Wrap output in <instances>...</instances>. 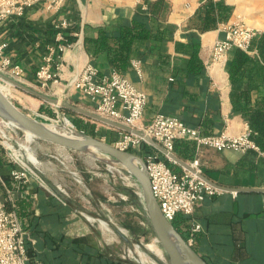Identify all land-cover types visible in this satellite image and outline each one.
<instances>
[{
    "label": "crops",
    "instance_id": "obj_1",
    "mask_svg": "<svg viewBox=\"0 0 264 264\" xmlns=\"http://www.w3.org/2000/svg\"><path fill=\"white\" fill-rule=\"evenodd\" d=\"M156 1L65 0L58 12L48 11L42 3L36 4L24 16L0 24V43L6 45L4 55L22 66L24 72L19 80L33 87L39 86L37 70L49 48L60 41L61 34L65 48L56 53L52 63L54 69L60 67L59 81L50 85L49 92L94 111L95 103L74 87V77L88 63L94 64L101 75H111L116 69L106 52L97 55L90 52L86 38L97 35L99 27L116 32L120 26L130 24L137 13H148L150 26L168 35L165 39L139 43L129 68L124 71L147 94L143 122L148 124L157 113H164L208 134L227 132L235 136L249 130V123L232 101L234 85L228 72V57L226 61H215L213 48L225 37L223 27L238 19L264 32V0H224L233 9L229 20L205 32L192 27V17L205 0H166L167 10L152 14L151 6ZM193 38L201 44L199 54L204 69L200 73L189 68ZM243 85L240 82L235 87L241 90ZM16 89L22 101L38 109L42 107L39 98ZM262 90L264 93V87ZM258 94V90H253L254 100ZM110 133L120 135V130L114 127L107 136ZM196 156L203 174L222 186L264 187V152L260 149L219 151L202 146ZM6 157V163L0 165V206H6L8 199L19 209L18 204L31 203L28 214L21 218L32 239L29 241L32 262L129 264L115 252L106 236L109 229L95 226L89 217V221L84 220L78 206L72 204L76 200L71 193L60 190L56 182L63 179L61 174L54 173L50 187L29 176L25 183L18 184L12 174L18 166L7 152ZM95 197L101 204H111L107 195ZM190 217V224L198 222L202 226L194 235L193 244L209 264H264V191L224 189L200 202Z\"/></svg>",
    "mask_w": 264,
    "mask_h": 264
},
{
    "label": "built area",
    "instance_id": "obj_2",
    "mask_svg": "<svg viewBox=\"0 0 264 264\" xmlns=\"http://www.w3.org/2000/svg\"><path fill=\"white\" fill-rule=\"evenodd\" d=\"M64 2L65 0H0V24L9 19L24 16L27 10L36 4L42 3L48 11L58 12ZM223 29L225 37L218 40L213 48L215 61H226L233 47L254 52L250 50V46L258 31L248 26L244 20L238 19L228 23ZM58 39L60 41L49 48V53L37 70L39 86L43 90H49L52 83L59 81L60 67L57 66L54 69L52 63L56 53L65 48V43L61 34ZM5 46L0 43V70L19 80L24 70L11 57L4 55ZM135 66L140 71L137 62ZM72 82L75 88L95 103L96 113L142 130L169 151L174 152V144L178 139L196 142L197 151L202 146L219 151L235 149L245 152L253 148L259 149L250 137V129L235 136L227 132L208 134L204 133L200 127L188 126L179 118L164 113H157L150 123L145 124L143 114L148 102L147 94L124 73L117 70L111 75H101L94 64L88 63L77 73ZM144 143L149 144L145 137L120 130L115 146L130 151L136 147L142 148ZM142 153L154 195L165 217L170 221H173L179 213L192 216L200 202L224 190L202 177L203 171L197 156L188 161L195 171L181 166L182 170L176 172L162 158L164 154L160 151L144 150ZM12 174L18 184L27 181L28 174L25 169H14ZM59 188L61 190L62 186L59 185ZM201 229L200 223L192 222L191 237L188 240L192 245L194 235ZM30 240L32 239L29 236V229L18 212L9 210L6 206H0V264H44L40 260L32 262L29 255Z\"/></svg>",
    "mask_w": 264,
    "mask_h": 264
},
{
    "label": "rangeland",
    "instance_id": "obj_3",
    "mask_svg": "<svg viewBox=\"0 0 264 264\" xmlns=\"http://www.w3.org/2000/svg\"><path fill=\"white\" fill-rule=\"evenodd\" d=\"M0 86L4 88L15 105L39 121L56 125L66 124L77 129L73 122L74 118L90 119L96 124V137L113 145L116 144L119 135L110 133V137L107 136L108 132L114 128L113 126L91 118L87 119V116L80 113H65L61 111L59 105L39 98L43 102L42 106H51L56 111V117L49 116L41 113L40 109L31 106L26 101H22L21 95L17 93V89L15 91L14 86L2 80H0ZM33 88L54 96L52 92L43 90L40 86L36 85ZM21 91L26 94L25 91ZM33 136L31 138L27 131L0 117V142L7 151L8 158L19 169H25L29 177L49 187L53 184L51 178L55 176L54 173L61 174L63 179L56 182L57 186H62L61 191L71 193L72 198L76 200L72 204L78 206L79 213L84 220L89 221L87 217L92 216L95 220L89 222L99 228H105L100 224L99 219L108 223L110 230L107 231L106 236L115 247V252L120 253L124 261L129 264H170L168 255L157 240L154 230L138 235L124 224L126 221H131L143 228L148 226L149 220L142 187L129 171L99 160L92 155ZM7 143L11 144V147ZM29 152H33L37 164L29 159ZM130 152L142 157L145 161L142 148L136 147ZM97 155L116 164L110 156L101 151ZM97 195H107L111 204L97 202L95 197ZM119 230L130 242L124 240ZM136 248L138 250H135Z\"/></svg>",
    "mask_w": 264,
    "mask_h": 264
},
{
    "label": "trees",
    "instance_id": "obj_4",
    "mask_svg": "<svg viewBox=\"0 0 264 264\" xmlns=\"http://www.w3.org/2000/svg\"><path fill=\"white\" fill-rule=\"evenodd\" d=\"M168 8L166 0H158L151 6L152 14H160ZM232 7L224 0H206L192 17V27L200 32L216 29L223 22L229 20L232 14ZM149 14L137 13L130 24L120 26L116 32H111L105 27H99L97 35L86 38V46L90 52L97 55L102 52L108 54L109 59L115 69L124 73L129 68L131 60L135 54V48L139 43H146L151 39H165L168 34L163 30H156L149 23ZM200 42L192 39L190 44L191 58L189 68L195 73H200L204 69L203 61L200 57ZM253 53L238 47H233L228 53V72L234 90L232 91V101L236 109L240 110L250 126L251 139L264 152V32H258L253 38L250 46ZM243 82V89L239 90L235 85ZM258 90V97L254 100L252 92ZM65 113H73L67 108H61ZM41 113L56 117V111L51 106L43 105ZM74 125L82 132L96 136V124L89 120L76 117L73 119ZM204 132V131H203ZM205 133V132H204ZM142 150H155L153 146L144 143ZM6 150L0 142V165L6 163ZM174 153L183 160H193L197 154V144L191 140L178 139L174 144ZM166 163L176 172H180L182 167L162 155ZM7 183L11 186L10 181ZM17 208L11 199L7 200L6 207L9 210H16L22 217L27 215V209L31 206L30 202L18 204ZM23 209V211H21ZM26 210V211H25ZM191 217L179 213L172 221L175 228L183 235L186 240L191 237ZM134 233H148L152 227L148 220V226L141 227L135 222L126 221L124 223ZM195 249V243L192 245ZM114 264H123L114 262Z\"/></svg>",
    "mask_w": 264,
    "mask_h": 264
},
{
    "label": "water",
    "instance_id": "obj_5",
    "mask_svg": "<svg viewBox=\"0 0 264 264\" xmlns=\"http://www.w3.org/2000/svg\"><path fill=\"white\" fill-rule=\"evenodd\" d=\"M0 80L21 88L36 96L46 102L59 105L61 108H67L74 112L80 113L87 116L95 121H99L110 126H113L119 130L133 132L137 135L145 137L146 141L156 148L158 151L166 155L171 161L179 164L182 167H186L191 171L195 169L189 164L188 161L183 160L177 154L166 149L163 145L157 142L150 136H147L142 130L133 128L119 121L113 120L111 118L102 116L95 111L88 110L86 108L74 105L67 100H61L58 97L49 95L43 91L33 88L24 82L10 76L9 74L0 70ZM0 116L11 120H16L22 126L26 127L28 130L33 132L36 137L44 139L46 141L58 144L60 146L70 148L82 153H86L96 157L99 160H103L111 165L121 167L129 171L140 183L142 187L143 197L145 207L148 213L149 223L157 235V240L162 244L165 252L168 255L170 264H209L192 246V244L186 240L183 235L175 228L172 221L168 220L164 213L162 212L161 206L154 195L151 179L146 167V163L142 157L136 154L122 150L121 148L108 143L107 141L100 139L96 136L87 134L80 131L79 129H72L75 132V136L67 135L64 133L56 132L54 130L48 129L41 125L34 117L28 115L22 111L12 99L7 95L6 92L0 90ZM103 151L113 158L120 161L121 164H114L102 157H98V153ZM137 159L140 161L138 163ZM211 184L230 191H264V187H226L222 186L212 180H210L203 173L201 174ZM119 233L128 242L129 239L119 230ZM174 236V238L171 237ZM175 238L179 241L177 243Z\"/></svg>",
    "mask_w": 264,
    "mask_h": 264
},
{
    "label": "bare ground",
    "instance_id": "obj_6",
    "mask_svg": "<svg viewBox=\"0 0 264 264\" xmlns=\"http://www.w3.org/2000/svg\"><path fill=\"white\" fill-rule=\"evenodd\" d=\"M0 90H2V91H4V88L2 87V86H0ZM5 92V91H4ZM1 117V116H0ZM3 119H5V120H8V121H10L12 124H14V125H16V126H18V127H20L21 129H23V130H25V131H27V133H28V135L31 137V138H33L34 136L33 135H35L33 132H31L30 130H28L26 127H24V126H22L19 122H17L16 120H11V119H8V118H5V117H2ZM41 125H43L44 127H46V128H48V129H51V130H54V131H56V132H60V133H64V134H67V135H72V136H75V132H74V130L71 128V127H69L68 125H66V124H64V125H56V124H54V123H49V122H42V121H39V120H37ZM8 144V143H7ZM10 147H11V144H8ZM13 147V146H12ZM27 147V146H26ZM31 150V149H30ZM101 152H103V151H101ZM30 154H29V159L32 161V162H34V163H36L37 162V159H36V157H35V155L33 154V152H29ZM103 153H105V152H103ZM106 155H108L107 153H105ZM108 156H110V155H108ZM111 158H112V161H114V162H116V164H121L120 163V161L119 160H117V159H115V158H113L112 156H110ZM137 161H138V163L140 164V161L137 159ZM37 164V163H36ZM89 218H90V220H95L92 216H89ZM98 220V219H97ZM99 222L102 224V226H104L105 228H107V229H109L110 230V228H109V225H108V223L105 221V220H102V219H99ZM171 237L172 238H174V236L173 235H171ZM175 241L177 242V243H179V241L175 238ZM135 250H138V248H136ZM130 252H131V250H130ZM133 253V252H132Z\"/></svg>",
    "mask_w": 264,
    "mask_h": 264
}]
</instances>
